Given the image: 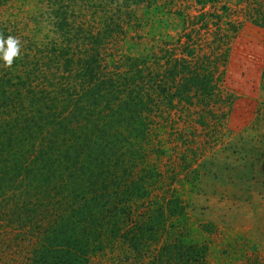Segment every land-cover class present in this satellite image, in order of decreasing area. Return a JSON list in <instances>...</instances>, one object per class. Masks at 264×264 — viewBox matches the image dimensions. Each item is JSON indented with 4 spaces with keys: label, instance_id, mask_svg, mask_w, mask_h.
Segmentation results:
<instances>
[{
    "label": "trees",
    "instance_id": "16d2710c",
    "mask_svg": "<svg viewBox=\"0 0 264 264\" xmlns=\"http://www.w3.org/2000/svg\"><path fill=\"white\" fill-rule=\"evenodd\" d=\"M176 1L163 3L167 14L193 0ZM194 1L212 8L182 55L162 42L146 59L112 45L130 34L155 40L158 0H0L12 10L0 37L21 43L11 67L0 62V264H264L250 228L232 236L233 226L188 224L184 195L198 175L170 168L154 142L193 115L207 140H220L234 105L219 87L241 24L226 2ZM243 2V18L264 30V0ZM202 31L210 55L195 60ZM259 84L264 118V62ZM182 124L169 136L188 145Z\"/></svg>",
    "mask_w": 264,
    "mask_h": 264
},
{
    "label": "rangeland",
    "instance_id": "374dc122",
    "mask_svg": "<svg viewBox=\"0 0 264 264\" xmlns=\"http://www.w3.org/2000/svg\"><path fill=\"white\" fill-rule=\"evenodd\" d=\"M219 1L220 6L224 2L230 6L233 11L231 19L241 24L238 33L230 42L226 73L219 87V91L224 96L234 97V105L228 106L231 112L229 118L223 122L224 135L220 140H207L203 128L196 122L197 116L193 115L190 120H186V117H178L180 121L179 124L176 122V126L175 122L166 125L167 133H161L162 137H158L154 142L163 143V149L169 154L163 158V161L168 163L167 160L170 159L171 162L168 164L170 168H172L171 163L177 161L180 170H185L184 166H189L187 171L191 170L190 172L195 176L198 175L195 189L192 188L188 195L183 193L187 203L189 202L188 224H194V219L198 217L201 220L217 223L220 230H223L224 226H233L228 228L232 236H235L236 232L250 228L254 239L253 245L264 254V118L262 113L260 118L257 115L259 111L257 104L261 102L263 96L259 81L264 62V30L254 27L250 21L243 18L240 10L245 6L244 2L243 5L238 6L239 0ZM167 2L168 0H158L156 7L161 9L160 20H154L153 30L148 29L152 32L151 37L155 39L154 42L149 39H146L147 41L136 39L131 42L130 36L134 35L129 33L130 35L123 40L120 36L115 43L112 42V48L115 46L127 56H142L148 59L154 51L158 52L159 49L166 48L162 45L163 42V44L169 43L168 50L176 48V54L181 56L186 34L192 29L197 32L201 26L197 16L212 7L210 4L202 5L193 0L188 5H182L183 14L177 16L166 13L170 8L163 6V3ZM174 2L176 6L180 5V2L176 0ZM23 8L26 10L28 7ZM172 10L174 8L170 9ZM11 12V9L6 11L0 9V23L5 22ZM44 33L47 34L46 31ZM202 33L201 42H198L196 33V36L194 35L195 47L201 50L195 60H202L204 56L210 55L209 50L206 49L209 38L204 31ZM127 43L133 45L131 50H127L129 49ZM193 111H197V108ZM172 115L174 116L175 112ZM182 123L191 128L189 130L185 128L187 138L190 140L188 145L183 144L178 134L169 136L174 131L180 130ZM191 135L195 136L191 138ZM194 148L200 150L195 151V154L191 153ZM181 157H184L186 163H181ZM181 179L183 176L180 177ZM182 185L185 190L190 189L188 185ZM243 235H247L246 231ZM192 237L197 238L196 232H192ZM216 239L211 238L214 247L219 248L221 242Z\"/></svg>",
    "mask_w": 264,
    "mask_h": 264
},
{
    "label": "clouds",
    "instance_id": "9594fccd",
    "mask_svg": "<svg viewBox=\"0 0 264 264\" xmlns=\"http://www.w3.org/2000/svg\"><path fill=\"white\" fill-rule=\"evenodd\" d=\"M21 55V43L12 36L0 37V62L6 67L13 65L14 59Z\"/></svg>",
    "mask_w": 264,
    "mask_h": 264
}]
</instances>
